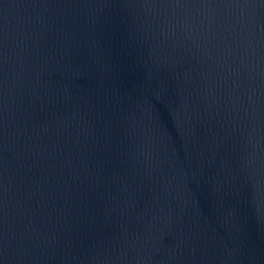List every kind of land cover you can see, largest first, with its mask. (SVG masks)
<instances>
[{
  "label": "water",
  "instance_id": "95a60500",
  "mask_svg": "<svg viewBox=\"0 0 264 264\" xmlns=\"http://www.w3.org/2000/svg\"><path fill=\"white\" fill-rule=\"evenodd\" d=\"M0 264H264V0H0Z\"/></svg>",
  "mask_w": 264,
  "mask_h": 264
}]
</instances>
